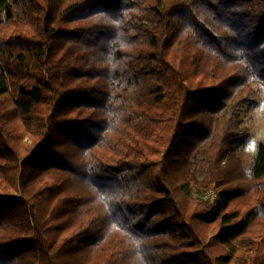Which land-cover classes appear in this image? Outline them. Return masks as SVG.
<instances>
[{
    "label": "trees",
    "instance_id": "16d2710c",
    "mask_svg": "<svg viewBox=\"0 0 264 264\" xmlns=\"http://www.w3.org/2000/svg\"><path fill=\"white\" fill-rule=\"evenodd\" d=\"M264 0H0V264H264Z\"/></svg>",
    "mask_w": 264,
    "mask_h": 264
},
{
    "label": "rangeland",
    "instance_id": "374dc122",
    "mask_svg": "<svg viewBox=\"0 0 264 264\" xmlns=\"http://www.w3.org/2000/svg\"><path fill=\"white\" fill-rule=\"evenodd\" d=\"M251 100L252 103L241 112L244 125L249 128L250 138L237 153L249 177L258 145L264 140V87L258 89ZM253 144L254 147H250Z\"/></svg>",
    "mask_w": 264,
    "mask_h": 264
},
{
    "label": "snow or ice",
    "instance_id": "6c2138e0",
    "mask_svg": "<svg viewBox=\"0 0 264 264\" xmlns=\"http://www.w3.org/2000/svg\"><path fill=\"white\" fill-rule=\"evenodd\" d=\"M250 147H254V144H253V145H251Z\"/></svg>",
    "mask_w": 264,
    "mask_h": 264
}]
</instances>
